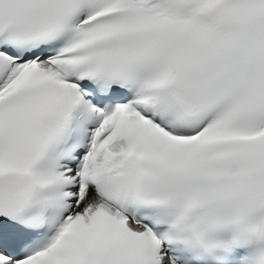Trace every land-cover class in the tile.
<instances>
[{
	"label": "snow or ice",
	"instance_id": "6c2138e0",
	"mask_svg": "<svg viewBox=\"0 0 264 264\" xmlns=\"http://www.w3.org/2000/svg\"><path fill=\"white\" fill-rule=\"evenodd\" d=\"M0 264H264V0H0Z\"/></svg>",
	"mask_w": 264,
	"mask_h": 264
}]
</instances>
